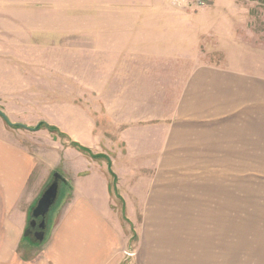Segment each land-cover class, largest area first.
Segmentation results:
<instances>
[{"label":"rangeland","instance_id":"rangeland-1","mask_svg":"<svg viewBox=\"0 0 264 264\" xmlns=\"http://www.w3.org/2000/svg\"><path fill=\"white\" fill-rule=\"evenodd\" d=\"M229 72L264 81V0H0V108L47 125L0 117V159L29 160L13 184L0 171V264H56L84 195L114 238L104 264H264V125L181 106ZM54 172L38 241L24 231Z\"/></svg>","mask_w":264,"mask_h":264},{"label":"crops","instance_id":"crops-1","mask_svg":"<svg viewBox=\"0 0 264 264\" xmlns=\"http://www.w3.org/2000/svg\"><path fill=\"white\" fill-rule=\"evenodd\" d=\"M218 78L222 80L218 81ZM259 79H248L245 75L229 72L205 79L206 82H201L202 86L198 83L194 86L193 81L191 90L183 94L181 106L185 108L184 114L191 118H202L200 121H222L225 131L231 129L239 135L243 132L256 134V127L264 125V112L260 111L264 101V81ZM203 95L209 104L202 102L204 104L200 105L195 102L196 97ZM14 155L12 164L8 157L0 159V171L6 173L5 177L12 184L21 178L29 162L25 154L17 156L15 152ZM18 163H24L20 170L16 165ZM85 196L73 203L56 232V239L51 246L55 250L53 260L56 264H104L107 261L104 260L103 244L107 242L112 245L114 238L103 225L98 205L95 203L93 206Z\"/></svg>","mask_w":264,"mask_h":264},{"label":"water","instance_id":"water-1","mask_svg":"<svg viewBox=\"0 0 264 264\" xmlns=\"http://www.w3.org/2000/svg\"><path fill=\"white\" fill-rule=\"evenodd\" d=\"M0 117L10 126H20L25 129H35L29 127L23 123L12 122L9 117L5 114V112L0 108ZM53 181L48 185V187L42 192L41 196L37 200L35 206L31 210V219L29 220V228L24 231V236L28 234L30 231V227L35 226V219L38 217L42 218L41 226L44 228L45 226V216L49 213L50 208L55 203L57 194H58V180H64L59 173H53ZM43 236H39V240H42Z\"/></svg>","mask_w":264,"mask_h":264},{"label":"flooded vegetation","instance_id":"flooded-vegetation-1","mask_svg":"<svg viewBox=\"0 0 264 264\" xmlns=\"http://www.w3.org/2000/svg\"><path fill=\"white\" fill-rule=\"evenodd\" d=\"M31 219V217H30ZM41 221H42V218L41 217H38L35 219V226L33 227H30V231H29V235L35 239V240H38L39 241V236L42 235L44 237V228L41 226ZM29 226V224H28Z\"/></svg>","mask_w":264,"mask_h":264},{"label":"trees","instance_id":"trees-1","mask_svg":"<svg viewBox=\"0 0 264 264\" xmlns=\"http://www.w3.org/2000/svg\"><path fill=\"white\" fill-rule=\"evenodd\" d=\"M47 125L45 124V123H43V122H40L35 128L36 129H39V128H41V127H46ZM49 130L50 131H55L56 130V128H54V127H49ZM74 144H76V143H74ZM76 145H78V144H76ZM79 146V145H78ZM82 148V147H81ZM85 149V148H84Z\"/></svg>","mask_w":264,"mask_h":264}]
</instances>
